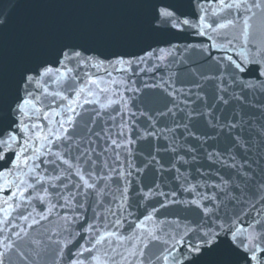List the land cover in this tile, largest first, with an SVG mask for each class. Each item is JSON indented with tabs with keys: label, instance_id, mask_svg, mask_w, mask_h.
<instances>
[{
	"label": "snow or ice",
	"instance_id": "snow-or-ice-1",
	"mask_svg": "<svg viewBox=\"0 0 264 264\" xmlns=\"http://www.w3.org/2000/svg\"><path fill=\"white\" fill-rule=\"evenodd\" d=\"M21 4L0 0V264H264V0L59 24ZM141 133L169 143L137 165Z\"/></svg>",
	"mask_w": 264,
	"mask_h": 264
},
{
	"label": "water",
	"instance_id": "water-1",
	"mask_svg": "<svg viewBox=\"0 0 264 264\" xmlns=\"http://www.w3.org/2000/svg\"><path fill=\"white\" fill-rule=\"evenodd\" d=\"M119 9L110 7L107 4V0H39V6H34L30 0H22L21 7L17 9V16L22 20H38L45 23L50 24H59V23H71V22H79V21H99L108 17H113L119 14ZM203 38H198L195 36H189L186 40H180L179 43H200ZM206 42V41H205ZM214 55H219V53H213ZM187 55L191 57V61L189 65H185L175 69V71L180 73V78L182 80H189L190 73L189 69L191 67H198L201 57L199 53L192 51ZM179 86V85H177ZM159 91V90H156ZM91 111L93 106H85ZM98 107V106H97ZM157 108L163 109V104L157 105ZM87 119V117H85ZM119 117H117V122H119ZM158 119V128L172 127V123L168 118H157ZM143 121V118H141ZM101 124H111L112 122L108 120V117L103 115L99 118ZM192 123L196 124V127L193 129L198 134H202L204 132L211 133V130L205 126V122L202 118L197 121H193ZM99 130V129H97ZM118 131L117 128L113 127L112 132L115 134ZM127 132V129H125ZM166 135L167 134L165 133ZM133 138H135V131H133ZM169 141H165L163 138L157 140L152 137L144 138L143 133H141V139L137 141L136 144L131 145L133 149V157L132 162L134 164L140 165L141 161L144 157H147L149 153L153 155H157L156 148L167 145ZM194 143V141H193ZM212 141H209V144H212ZM101 144L103 142L101 141ZM111 153V149L109 150ZM171 156V153H165L163 150L158 154V159L162 158V162L165 163L167 167V162ZM111 163V161H109ZM183 171V169H182ZM174 174V173H173ZM165 179L162 181V187H164L165 191H168L169 188L165 185L170 184V180L167 178L169 173H165ZM140 180L145 185H151L155 180L156 182H161L159 174L155 173L154 170H145V173L140 176ZM174 186V185H173ZM181 195H184L181 193ZM175 210V209H173ZM163 211V210H162Z\"/></svg>",
	"mask_w": 264,
	"mask_h": 264
}]
</instances>
